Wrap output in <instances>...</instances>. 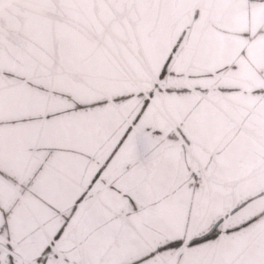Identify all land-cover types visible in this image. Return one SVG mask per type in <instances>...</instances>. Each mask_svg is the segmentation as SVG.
I'll return each mask as SVG.
<instances>
[{"label": "snow or ice", "instance_id": "1", "mask_svg": "<svg viewBox=\"0 0 264 264\" xmlns=\"http://www.w3.org/2000/svg\"><path fill=\"white\" fill-rule=\"evenodd\" d=\"M0 264H264V0H0Z\"/></svg>", "mask_w": 264, "mask_h": 264}]
</instances>
